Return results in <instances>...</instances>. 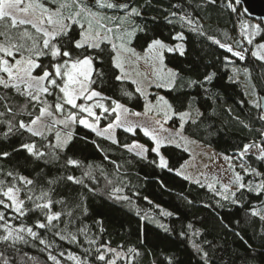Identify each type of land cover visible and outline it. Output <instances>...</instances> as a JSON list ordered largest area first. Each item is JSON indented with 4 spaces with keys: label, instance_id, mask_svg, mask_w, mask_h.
Masks as SVG:
<instances>
[{
    "label": "snow or ice",
    "instance_id": "snow-or-ice-1",
    "mask_svg": "<svg viewBox=\"0 0 264 264\" xmlns=\"http://www.w3.org/2000/svg\"><path fill=\"white\" fill-rule=\"evenodd\" d=\"M203 2L205 5L217 4V0ZM240 3L241 0H230L226 6L232 12H237ZM177 15L176 12L170 13L171 17ZM141 16L138 7L117 0H0V89L5 90V94L0 96V107L4 109L0 111V117H6L0 120V123L6 124V130L0 131V141H7L17 134L23 136L24 133L30 137L27 141H21L18 147L15 143H0V160L11 163L24 153L25 164L34 165L35 172V176H32L20 174L15 169L0 168V208L3 209L0 210V264H37L35 257L22 252L21 248L35 246L37 243L43 246L42 251L47 253V260L52 264H63L61 258L72 264H135L136 257L140 255L136 248L123 250L122 245L113 248L110 243L98 244L96 238L88 237L86 226L72 230L82 216L89 214L95 199H100L112 211L125 208L131 210L132 204L131 198L123 194L124 189L117 181L106 176L105 184L100 185L94 174L100 168L99 165L84 163L79 155L83 151L79 141L91 143L100 152H104V149L96 140H89L87 134L79 136L77 126L113 145H119L117 129L132 135H136L139 129L151 141V147L133 142L131 145H123L124 148L142 160H148L149 153H153L156 159L149 163L161 170L175 172L176 176H182L185 180H192V177L185 174L184 165L178 169L170 167L162 149L173 144L180 148L187 142L183 135L185 125L196 124L205 115L199 108L189 102L186 110H180L165 96L156 95L154 102L145 97L144 113L131 112L93 87L97 79L102 82L104 72L98 70L97 65H103L106 58L111 67L117 70L113 73V79L119 82L130 79L127 67L143 60L152 69L149 86L173 91L180 82L189 88H203L211 95L207 86L212 84L215 72L185 81L180 72L165 64V53L185 54L183 32L173 37L181 43L169 46L161 39L152 38L142 54L137 51L134 41L138 40V33L147 31L135 22V18ZM179 21L182 27L187 25L192 32L206 37L231 57L245 60L247 48L237 50L231 44L206 33L197 18L184 13L179 15ZM168 22L173 21L169 19ZM240 27L247 44L252 45L255 36L261 32V26L242 23ZM251 56L264 64V43H257ZM42 58H48V64H44ZM224 63L227 65L234 61L225 56ZM232 71L230 81L235 82L241 72L246 79L251 80V72L247 67L242 70L233 68ZM144 78L148 79V76ZM131 82L137 84L136 91L145 96L138 81L133 79ZM255 88L253 84L252 94L255 98L251 103L260 113L258 119L264 122V99L255 96ZM9 90L23 97L24 104L19 108L11 103ZM124 94L131 95L127 91ZM149 113L154 117L150 125L127 119L129 115L139 117ZM24 116L27 119L18 118ZM103 119H109V122L101 127ZM173 119L179 121L175 131L164 127ZM240 123L249 128L243 121ZM259 131V142L246 143L235 156L223 157L233 174L229 183L224 184L213 176L212 183L207 184L209 191L219 197L217 206L223 207L221 201L239 205L245 192L255 193L258 197L264 195V171L252 167L249 162L253 157L255 161L264 162V128ZM104 159H109L107 154ZM233 160L239 161L243 175L236 171ZM110 163L116 165L118 172L120 165L115 161ZM100 171L103 173L102 168ZM244 176L260 179L255 183H246ZM193 182L205 186L200 179ZM94 211L102 215L98 209ZM34 212L39 215L32 223H27L25 218ZM136 214L142 222L147 220L156 223L164 232L172 234L173 230L168 225L147 214L141 215L139 210ZM250 214L264 222V208L252 206ZM160 215L171 217L173 213L161 209ZM95 223L101 226L99 230L103 232V220L97 219ZM187 229L182 230L179 237L187 240L202 264H210L209 252L202 243L197 242L200 230L191 223ZM49 233L52 239L46 238ZM80 234L85 236L84 243L93 246L83 248L81 244L83 255L61 251L55 243L58 239L80 244ZM236 235L240 236V233ZM240 238L253 253V259L259 255L261 261H264V232L257 246L244 240L243 236ZM167 264H176V257H168Z\"/></svg>",
    "mask_w": 264,
    "mask_h": 264
},
{
    "label": "trees",
    "instance_id": "trees-1",
    "mask_svg": "<svg viewBox=\"0 0 264 264\" xmlns=\"http://www.w3.org/2000/svg\"><path fill=\"white\" fill-rule=\"evenodd\" d=\"M117 2L131 3L142 12L141 17L135 18V22L145 27L147 31L138 33V40L134 41L137 51H143L152 38L161 39L168 45H174L177 41L173 37L176 33L183 32L185 54L181 56L179 53H167L165 64L180 72L185 81L202 78L205 73H216L212 84L207 86L211 95L203 88H189L180 82L173 91H164L165 97L177 109L186 110L188 103L192 102L194 107L199 108L205 114L196 124L185 125L183 133L185 136L223 156H235L244 144L252 141L259 142V130L264 128V122L258 119L260 113L247 99L241 84L236 80L235 82L230 81L229 77L233 75V68L242 70L247 67L251 72V95L253 96L252 85L255 84V96L262 98L264 97V64L252 57L249 49L244 61L231 57L206 37L192 32L187 25L182 27L179 15L187 13L197 18L206 33L226 43H229L233 37H239L242 21L250 25L254 23L260 25L261 32L256 38L264 41V21L248 17L241 4L237 6V12H232L226 6L230 0H217L215 5H205L203 0H117ZM171 12H176L178 15L171 17ZM109 14L112 13L109 12ZM118 14L122 15V13ZM169 19L173 22L169 23ZM246 47L245 41L239 45L240 50ZM225 56H229L234 63L226 65ZM42 62L48 64V58H42ZM97 68L104 72V76L102 82L97 79V83L93 85L96 90L115 99L131 112L143 110L144 99L136 91V86L129 81L114 80L113 73L117 70L111 67L107 58L103 65L98 64ZM36 71L39 72V69ZM236 79L240 81L244 79V82L247 80L242 72ZM125 91L130 92L131 95H125ZM9 93L14 107L19 108L24 104L23 97L11 93V90ZM4 94L5 90L0 89V96ZM108 103L110 104V101ZM3 110L0 107V111ZM18 118L27 119V116ZM4 119L6 117H0V120ZM109 119H103L101 127L105 126ZM240 121L248 124L249 128L243 127ZM174 122L175 127H178L176 120ZM4 130H6V124L0 123V131ZM76 132L79 136L87 134L89 140H96L104 149V152H100L91 143L79 141L83 149L79 155L84 163L99 165L103 169V173L100 168H97L94 173L100 185L105 184L106 176L108 179L117 181L124 189L123 194L131 198L132 204L130 205L131 210L125 208L121 211H112L105 207L100 199H95L89 208V214L77 221L73 231L75 227L86 226L88 237L96 238L98 244L110 243L113 248L122 245L123 250L129 247L136 248L140 255L136 257L135 264H167V258L173 256L176 257V264H202L200 257L187 240L181 239L178 235L182 230L187 231V225L191 223L201 232L197 242L202 243V246L209 252L210 264H264L259 255H256L255 259L252 258L253 253L240 238L243 236L244 240L254 246L259 245L261 233L264 232V222L260 221L259 217H252L250 209L252 206L257 209L264 208V195L258 197L255 193L245 192L241 197V204L233 205L221 201L223 207H219L216 203L219 197L209 191L207 186L201 187L181 176H176L175 172L157 168L149 163L150 160L156 159L153 153H149L148 160H142L124 148L123 145H131L133 142L151 147V141L139 129L136 135L118 129L116 137L119 145H113L110 141L95 137L93 133L79 126ZM28 139L30 137L24 133L23 136L17 134L0 143H15L18 147L21 141ZM162 152L169 160L170 167L174 169L180 168L189 158L185 150L174 146H167L162 149ZM105 154L108 155V160L104 159ZM24 155L21 153L11 163L0 160V168L15 169L20 174L35 176L34 165H26ZM110 161H115L120 165L118 172L116 165ZM249 162L252 167L264 171V162L255 161L254 157ZM239 172L243 175V171ZM53 173L55 174V169ZM259 179L244 176L246 183L249 181L255 183ZM237 195L240 194L237 193ZM189 200L192 201L191 204L188 203ZM94 209H98L102 215H97ZM161 209L172 212L173 216L160 215ZM0 210L3 209L0 208ZM137 210L141 215L147 214L156 221L168 225L173 230L172 234L164 232L156 223L147 220L142 222L140 216L136 214ZM38 215V212L30 213L29 217L25 218L26 222L32 223ZM97 219L103 220V232L99 230L101 226L95 223ZM142 224L143 229L141 230ZM40 231L43 233V230ZM237 232L240 236L236 235ZM46 238L52 239L51 234H46ZM78 240L80 244L58 239L55 243L59 245V250L66 253L71 251L77 255H83V248L93 247L84 243L83 234L78 236ZM204 241L207 243H203ZM21 248L22 252L35 257L37 264H52L47 260V253L42 251V245L37 243L35 246H21ZM256 251L258 253L259 249L257 248ZM61 259L63 264H72L65 258Z\"/></svg>",
    "mask_w": 264,
    "mask_h": 264
},
{
    "label": "rangeland",
    "instance_id": "rangeland-1",
    "mask_svg": "<svg viewBox=\"0 0 264 264\" xmlns=\"http://www.w3.org/2000/svg\"><path fill=\"white\" fill-rule=\"evenodd\" d=\"M119 15H121V14H119ZM242 23L250 25L249 23H246L244 21H242ZM252 25H257V23H254ZM251 31H252V29L250 27L249 32H251ZM238 34H239V37L238 38L233 37L229 41V44H231L235 49L240 50V48H239L240 43H242V41H245L247 43V40L241 34V29H240ZM257 35L255 36L252 45L247 44L246 48L249 49L250 51L255 50L257 43H264V41H262V40H257V38H256ZM177 43H181V42L177 41L175 44H177ZM169 46H172V45H169ZM138 52H140L141 54L143 53V51H138ZM165 54H167V53H165ZM168 68H170V67H168ZM126 70L131 74L130 79L126 80V81L131 82V80H133V79L138 81V83L143 87V89L145 91V96H142L144 99V108H145V102H146L145 97L147 98V100H151L154 102L156 95L165 96L164 95V91H166L165 89H158V88H155L154 86H149V80L152 79V69H151L149 64H147L143 60H141L138 63L127 67ZM137 73H139V75H137ZM145 75L148 76V79L144 78ZM235 80L241 84L247 99L250 102L253 101L254 98L251 95V91H250V87H251L250 81L248 79L246 80V82H244L245 81L244 79L243 80L241 79V81L239 79H235ZM134 85L137 88V84H134ZM144 108L142 111H140V113H144ZM127 119H129L130 121H134L136 123H139V124H149L150 125L152 123L154 117L151 113H149L148 115H141L139 117L129 115L127 117ZM175 120L176 119L169 121L167 124L164 125V127L167 129H170L172 131H175L177 128L174 125ZM176 122L179 125V121L176 120ZM185 137L187 138V142L183 143L182 147H180V148L183 150L186 149L185 151L189 154L188 160L182 164V165H184L183 170H184L185 174L192 177V180H188V181L193 182L195 179H200L201 183H203L205 186H207L208 183H212L211 178L213 176H215L218 178V180L220 182H222L224 184H228L229 181L232 179L233 174H232V171L228 169V162L224 160V158H223L224 156L216 153L211 148L204 146V145L200 144L199 142H197V141H195V140H193L187 136H185ZM169 146L175 147L174 144L169 145ZM232 163L236 166V171H238V172L242 171L241 169H239V161L238 160H233ZM205 177H207V179H205Z\"/></svg>",
    "mask_w": 264,
    "mask_h": 264
},
{
    "label": "water",
    "instance_id": "water-1",
    "mask_svg": "<svg viewBox=\"0 0 264 264\" xmlns=\"http://www.w3.org/2000/svg\"><path fill=\"white\" fill-rule=\"evenodd\" d=\"M240 4L248 17L264 21V0H241Z\"/></svg>",
    "mask_w": 264,
    "mask_h": 264
}]
</instances>
